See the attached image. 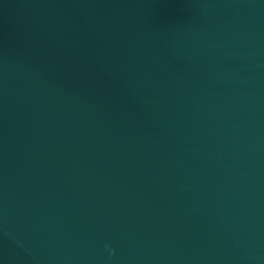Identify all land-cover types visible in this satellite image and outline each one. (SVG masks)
<instances>
[{"label": "water", "instance_id": "1", "mask_svg": "<svg viewBox=\"0 0 264 264\" xmlns=\"http://www.w3.org/2000/svg\"><path fill=\"white\" fill-rule=\"evenodd\" d=\"M0 264H264V0H0Z\"/></svg>", "mask_w": 264, "mask_h": 264}]
</instances>
